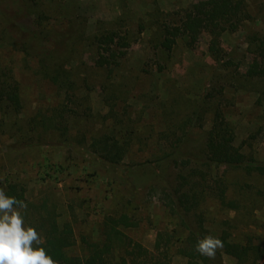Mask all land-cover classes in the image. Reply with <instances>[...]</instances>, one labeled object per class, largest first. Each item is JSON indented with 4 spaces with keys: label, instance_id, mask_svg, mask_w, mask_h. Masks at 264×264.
I'll list each match as a JSON object with an SVG mask.
<instances>
[{
    "label": "rangeland",
    "instance_id": "1",
    "mask_svg": "<svg viewBox=\"0 0 264 264\" xmlns=\"http://www.w3.org/2000/svg\"><path fill=\"white\" fill-rule=\"evenodd\" d=\"M197 1L0 0V67L11 69L23 101L19 112L0 111V188L6 181L25 187L27 208L21 214L26 227L37 210L53 209L59 224L69 222L73 227L75 244L69 253L83 254V237L100 240L104 216L125 212L138 225L123 231L154 251L158 231L179 229L177 216L160 198L179 171L166 155L174 140L169 132L200 104L207 107L204 97L222 111L247 163H264V77L248 71L252 62L264 65V0H243L247 18L235 31L221 34L218 56L210 51L208 31L201 32L192 46L185 38H178L170 49L160 45L161 24L176 21ZM40 13L45 14L41 24ZM69 19L75 40L61 44L50 58L75 81L78 105L65 116L69 135L65 139L58 130L38 127L46 142L11 150L8 144L16 138L37 137V132L29 131L35 114L50 115L67 102L66 89L42 73L41 58L34 53L44 51L43 44L53 47L41 32L43 25L58 28ZM109 29L129 39L128 52L111 76L95 65L92 43L95 34ZM30 39L33 49L26 50L23 45ZM211 118L208 108L202 125L181 144L179 157L190 156L192 167L202 164ZM126 131L130 148L114 169L89 151L91 137L103 132L121 136ZM146 159L156 161L137 165ZM201 167L210 176L209 185L216 188L214 179L224 183L226 198L237 207L222 204L211 191L188 214L189 221L195 224L201 215L212 233L227 228L232 241L251 238L264 251V177L244 168ZM159 176L163 179L156 185ZM144 177L156 187L145 184L132 196L123 183ZM222 255L224 264H237L232 256L223 251ZM171 262L186 264L187 257L174 252ZM248 264H264V255Z\"/></svg>",
    "mask_w": 264,
    "mask_h": 264
},
{
    "label": "trees",
    "instance_id": "2",
    "mask_svg": "<svg viewBox=\"0 0 264 264\" xmlns=\"http://www.w3.org/2000/svg\"><path fill=\"white\" fill-rule=\"evenodd\" d=\"M42 14L38 15L40 24L41 20L45 18L43 16L45 14ZM244 18L247 16H245L243 0H199L188 6L176 21L161 24L159 44L170 49L178 38H185L187 44L192 46L195 38L201 32L208 31L212 36L210 51L214 56H218L221 34L225 31H235ZM73 30L74 24L70 19L65 25L58 28L55 26L47 28L44 25L41 28V32L49 36L53 47L50 49L48 45L43 44L42 47H46V49L44 51L36 49L34 54L41 58L42 73L57 83L58 87L66 89L67 102L61 103L50 115H44L41 112L35 114L30 120L32 126L29 127V131L37 132L38 127L43 129L51 127L60 131V135L65 139L69 135L67 117L65 116L75 112L76 105H78L77 92L73 89L75 81L70 77L68 71L54 61V58H50L53 57L52 51L62 48L61 44L67 45L69 40H75ZM11 37L12 39L17 38L15 35H11ZM92 43L95 46V65L106 70L111 76L128 52V37L119 33L118 30L109 29L95 34ZM23 46L26 50H31L32 39H30V43L28 41ZM248 71L253 75L264 77V65L261 63L252 62ZM203 99V103L208 104L207 107L200 104L175 124L174 129L170 130L169 133L174 140L170 142V148L166 150V155L168 154L169 158L175 162L179 171L170 189L161 191L160 198L170 213L177 216L181 236H177L179 230L177 228L158 231L155 249L151 251L123 231L124 228L137 226L136 219L125 212L107 214L102 221L100 240L88 241L83 237V254H71L69 249L75 244L72 225L69 222L59 224L53 209L37 210V214L27 221V226H33L45 239L46 242L42 246L54 260H57L59 264H172V254L177 252L187 257L186 264H224L223 251L235 258L237 264H248L254 258L258 259L264 255L262 247L251 238L244 242H234L230 239L231 232L227 228L222 229L220 233H212L209 228L204 226L201 215L198 216L195 224H192L188 219V214L193 212L211 191L217 195L222 204L237 207L235 201L226 198V187L222 181L213 180L216 183V188L209 185L210 176L201 166H205L207 169L212 164L244 168L247 172L256 171L264 177V163H247L246 154L234 144V131L225 120L222 111L216 105L207 103L206 97ZM69 103H72V106ZM22 107L19 82L13 77L9 67H0V111L6 108L13 112H19ZM208 108L212 109V118L211 125L206 132L204 157L201 160V166L192 167L190 166V156L180 159V147L188 138L190 131L198 124L202 125ZM37 133V137L33 140L23 134L24 136L10 142L8 148L19 150L24 149L25 146H37L46 142V139H42V135ZM127 133L126 131L121 136H117L113 132L95 135L91 137L88 149L108 167L114 169L120 165L129 151V142L126 140ZM165 137L168 138L167 135ZM166 155L165 157L168 158ZM160 159H163V155ZM155 161L156 159H146L137 165L146 166L154 164ZM162 179L163 177L159 176L153 183L158 185L159 180ZM129 181H125L123 184L130 188L132 196H135L138 187L145 184L151 185L152 182L147 177ZM153 183L151 186L156 187ZM4 190L6 195L27 202L26 189L19 182L6 181ZM261 194L264 196V190H261ZM206 235L216 237L223 243V247L217 249L214 259L202 256L196 251L198 239Z\"/></svg>",
    "mask_w": 264,
    "mask_h": 264
},
{
    "label": "clouds",
    "instance_id": "3",
    "mask_svg": "<svg viewBox=\"0 0 264 264\" xmlns=\"http://www.w3.org/2000/svg\"><path fill=\"white\" fill-rule=\"evenodd\" d=\"M27 204L8 196L0 188V264H59L42 246L46 241L33 226H25L21 210ZM223 247L220 239L206 235L198 239L196 251L214 259Z\"/></svg>",
    "mask_w": 264,
    "mask_h": 264
}]
</instances>
